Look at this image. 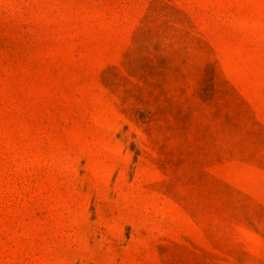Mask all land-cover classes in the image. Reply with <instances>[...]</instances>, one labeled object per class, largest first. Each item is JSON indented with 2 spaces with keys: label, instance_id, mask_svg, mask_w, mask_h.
Listing matches in <instances>:
<instances>
[{
  "label": "rangeland",
  "instance_id": "rangeland-1",
  "mask_svg": "<svg viewBox=\"0 0 264 264\" xmlns=\"http://www.w3.org/2000/svg\"><path fill=\"white\" fill-rule=\"evenodd\" d=\"M0 264H264V0H0Z\"/></svg>",
  "mask_w": 264,
  "mask_h": 264
}]
</instances>
